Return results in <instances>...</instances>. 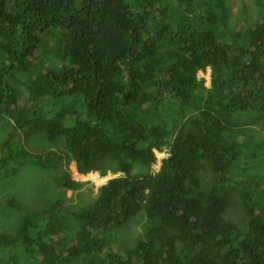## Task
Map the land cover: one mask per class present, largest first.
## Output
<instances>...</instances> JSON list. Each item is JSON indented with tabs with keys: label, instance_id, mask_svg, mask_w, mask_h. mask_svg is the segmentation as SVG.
<instances>
[{
	"label": "trees",
	"instance_id": "16d2710c",
	"mask_svg": "<svg viewBox=\"0 0 264 264\" xmlns=\"http://www.w3.org/2000/svg\"><path fill=\"white\" fill-rule=\"evenodd\" d=\"M256 1L238 27L228 0H0V190L29 162L64 190L84 184L71 161L122 172L86 207L7 197L21 217L0 232V264H264ZM38 136L55 148L27 149ZM140 214L124 249L118 231Z\"/></svg>",
	"mask_w": 264,
	"mask_h": 264
},
{
	"label": "rangeland",
	"instance_id": "374dc122",
	"mask_svg": "<svg viewBox=\"0 0 264 264\" xmlns=\"http://www.w3.org/2000/svg\"><path fill=\"white\" fill-rule=\"evenodd\" d=\"M228 2L230 3L232 10L230 18L231 24L237 22L238 27H244L248 23L247 20L254 22L259 17L261 6L256 0H228ZM206 71L203 72V75L199 72L198 76L205 79L204 84L208 87L210 83ZM165 107L169 108V105L165 104ZM0 137H2L3 140H6L8 135L0 134ZM257 139L260 142H264V130H258ZM50 144L52 143H48L47 141L42 142L40 140V136H38L33 139V142H30V147L27 146L26 148L29 150H31L32 146L38 150L49 147L55 148V146H49ZM161 156L162 154L159 153L158 157L160 158ZM70 165L69 167L71 168L75 179H86L84 180L85 185L76 191H66L55 184L57 171L53 167L47 170H42L35 168L33 163L29 162L28 165H23L18 170H14L15 177L11 180L14 187L11 186L5 190H0V232L14 231L16 224L19 222L21 217L20 212V216L17 221L16 210L9 206L5 201L7 197L12 194L19 199V202L23 201L26 205L32 204L38 205L39 207L46 205L48 202L60 197V195L66 204H73L75 207H86L90 205L97 198L96 194L97 190H99V186L107 180L110 174L101 176L97 172H90V175H81L76 178L75 173L79 172L76 164L74 163V167ZM255 171L256 174H264V153L261 157H259L258 166L255 168ZM237 210L241 215V209L238 208ZM147 221L148 219L144 214H140L132 218L127 225L120 228L118 231L119 238L116 243L123 245L121 243L124 241V249L125 247L133 245L137 238L143 236L144 227L148 223Z\"/></svg>",
	"mask_w": 264,
	"mask_h": 264
},
{
	"label": "clouds",
	"instance_id": "9594fccd",
	"mask_svg": "<svg viewBox=\"0 0 264 264\" xmlns=\"http://www.w3.org/2000/svg\"><path fill=\"white\" fill-rule=\"evenodd\" d=\"M206 69H207V71H206ZM204 71L203 70H199L198 71V73L199 72H201L202 73V75H203V72H205L206 71V73H207V75H208V79H209V83H210V75H211V70H210V67H209V69H208V67L206 68ZM198 73H197V75H198ZM199 77V76H198ZM210 86V85H209ZM208 86V87H209ZM167 100H168V98H167ZM167 103V102H166ZM166 108V107H165ZM153 151H154V154H155V161L152 163V165H151V168H150V172L151 173H156L159 169H160V167H161V165H162V163H163V159H165V158H167L168 156H169V149H168V147H164L163 149H161V150H159V149H156V148H153ZM158 153H161L162 154V156L159 158L158 157ZM74 163L76 164V161H71L70 163H69V165L70 166H72V167H74ZM68 165V166H69ZM97 172V173H99V175H101V176H106V175H108V174H110L109 176L111 177V178H114V177H117V176H119V175H121L122 174V172H111V171H108L106 174H100V172H99V170H89L88 172H76L75 173V176H76V178L79 176H81V175H85V174H87V173H89V172ZM111 178H109L108 180H106L105 182H103L100 186H99V189H100V187L102 186V185H104V184H106V183H108V181L111 179ZM81 182H83L84 184L83 185H81V187L82 186H84L85 185V182H84V180H86V179H79ZM90 180V179H89ZM80 187V188H81ZM79 188V189H80ZM63 189V188H62ZM64 190V189H63ZM67 190H70V189H67ZM66 190V191H67ZM78 190V189H77ZM72 191H76V190H72ZM98 192H99V190H97V194H96V197H97V195H98Z\"/></svg>",
	"mask_w": 264,
	"mask_h": 264
},
{
	"label": "water",
	"instance_id": "95a60500",
	"mask_svg": "<svg viewBox=\"0 0 264 264\" xmlns=\"http://www.w3.org/2000/svg\"><path fill=\"white\" fill-rule=\"evenodd\" d=\"M109 178H111V177H110V176H108L107 180H108Z\"/></svg>",
	"mask_w": 264,
	"mask_h": 264
},
{
	"label": "bare ground",
	"instance_id": "6f19581e",
	"mask_svg": "<svg viewBox=\"0 0 264 264\" xmlns=\"http://www.w3.org/2000/svg\"><path fill=\"white\" fill-rule=\"evenodd\" d=\"M158 154H159V153H158ZM158 154H157V155H158ZM78 171H79V170H78ZM89 175H90V173H89ZM82 177H83V176H82ZM97 178H98V177H97Z\"/></svg>",
	"mask_w": 264,
	"mask_h": 264
},
{
	"label": "crops",
	"instance_id": "0c3cea01",
	"mask_svg": "<svg viewBox=\"0 0 264 264\" xmlns=\"http://www.w3.org/2000/svg\"><path fill=\"white\" fill-rule=\"evenodd\" d=\"M87 174H89V173H87ZM86 175V174H85Z\"/></svg>",
	"mask_w": 264,
	"mask_h": 264
}]
</instances>
